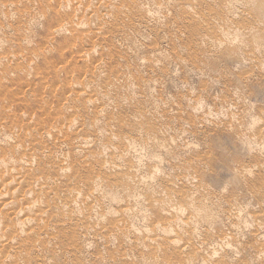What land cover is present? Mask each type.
Listing matches in <instances>:
<instances>
[{
  "label": "rangeland",
  "instance_id": "rangeland-1",
  "mask_svg": "<svg viewBox=\"0 0 264 264\" xmlns=\"http://www.w3.org/2000/svg\"><path fill=\"white\" fill-rule=\"evenodd\" d=\"M6 1H9L10 4H12V5L14 4V2H15V4L13 6L10 5V7H8L9 3H7L8 4L7 5ZM18 1H20L19 6L17 5ZM18 1L16 2V0H0V13H1L0 14V25L4 24V23L9 24V22H10L9 26L11 25V26H14V28L16 27L15 30H7L8 33H3L2 31H0V55L14 56L12 61H9V60L6 61L5 60L4 63L0 64V108L5 103H10V100L8 97H16V101L22 105L23 109H20V108L18 109L17 106H15V105H13V103H11L12 105L10 106V111L4 112L3 110H0V121H2L3 119H5V120L7 119L6 121H9L12 118L17 119L18 116L20 114H22V117H23V118H21L22 121L20 120V122H22V123L18 122L19 124L28 123L30 126L33 127V129H35V130L39 129V131L40 130L42 131L43 129H40V127L46 128V126H49L51 124L59 125V127L63 124V125H65V128H68L69 124L67 122H70V119H75L74 122L75 123L77 122L76 125L78 124L76 126L74 123L73 128H75V129H73L72 127L71 128L73 130L70 127H69V129H65V128H62L63 125L60 127L62 129H64L63 133L65 131L67 132L68 130H70L71 132L69 131L70 135H68V136H71V138L66 136L65 133H64V135H65L64 136L63 133L60 132V135H62V137L64 136L63 138H65L64 141L63 140L62 141L61 140H53L56 143L53 142L54 146H51V148H52V151L55 152V154H58V155L61 154L62 155L64 153V154H67L66 156L69 155L68 156L69 158L75 156L74 158L79 159V158H82V155H83V158L85 161L84 163L86 164V166L84 165V169H86V167H88L87 169H89V168L95 169L94 166L98 165V163H97L98 160L96 158H98L99 156H102L103 158L100 157L102 159H107V157L108 158L110 157L108 149L106 150L104 148L107 146L106 143L108 142L107 141V137H108L107 133H109V136H110V132L112 133V131L113 132L117 131L116 134H119L118 136H120V135L123 136V135H125V133H126L125 136H127L128 134L129 135L131 134L129 132V129L133 128L134 126L139 128L140 131L142 130L141 135H146V133L148 131L153 132V133H151V136H150V137H152L151 140L153 141L152 142L153 145H154V140L156 139L157 142H159V143L162 142L163 146L161 148L160 147L156 148L155 145L152 146L150 143H149L148 148H147V146L145 148L142 146H139V147L136 146L137 149L135 147L130 152V154H131L130 156L131 157L133 156L132 159H134L135 162L139 159L138 162H139V165L141 166V169L142 170L144 169L145 171H147L148 170V169L146 170V168L148 166V162H147L148 160L147 159H149L150 153L155 152V153L159 154L160 157H162L161 158L162 160L166 158V160H168L170 162H168L166 160L161 161V163H160L161 165H159V168H158L161 170H159L160 172L159 171L157 172V174H159V175H157L156 178H154V183H156V184L158 183V185H160L161 183L163 184L161 178L165 175L168 177V179H171V177H172V180L174 179L173 184L175 183L176 185L174 184L175 186H173V187L175 189H177V191L180 189H185V188L193 189V188L199 187V190H201V191L198 190V192L195 193L194 196H196V198H199V196L202 197L201 199H203L202 200L203 202L206 200V198L209 202L211 201L210 202L211 204H209V202L207 200L204 202L205 204H207V202H208V204H207L208 207H206L205 215H208L209 220L213 223L211 230L214 233V235L218 234V231L222 230V228H224L223 230H225L227 232L230 231L229 226H228L229 221L233 218L234 214H236L237 212H241V213H239L240 218L237 220H241V221H239V223H240L239 226L243 224L242 227L240 226V228L238 229L239 231L237 229H234V230L231 229V231L229 232L230 234L232 233L231 236L229 235L230 238H234L236 236L237 240L234 238L236 240V242L238 241L240 243V241H241V243H243V246H242V244H239L237 242L241 247L240 246L235 247L238 249H234L235 261L237 260L238 255L240 254L238 260H241L239 262L242 264H244V261H246V262H249L248 260L251 261V258H253V257L254 258L257 257L259 260L261 259V261H259L257 259L258 262H256V264H264V255H263L264 252L262 253V256H261V254H259V256H258V254L254 255V253L257 249H264L263 245L261 248H259L261 246V244L264 243V223L263 224L261 223V225H260V226H262V227H260L261 231H260V229H258L260 234H261V235L259 234V241L261 242V244L259 242L256 243V241L254 240V237L251 236V233L255 232V230H256L255 225H257L252 220V217L256 216L254 213L255 210H256V214L259 215V212H260L262 215V216L259 215V217H260L259 221L263 222V220H264V219L261 220V218H263V216H264V211H263L264 210V204L262 206H259L257 204V201H256L257 198L254 196L255 193L259 196L260 195L262 196L264 194V188H263L264 182L263 183L256 182V184L252 185L251 182L254 179L253 175L251 176V178L248 177V179L250 178V180L248 181L244 176L240 177V179H239L230 172L231 167L255 165V170L257 172H259L258 173L259 177L264 178V164L262 163V161L264 160V139L259 140L260 142L259 141L257 142V138H256L257 135L255 133L257 124L263 123L262 119H264V117H263L264 116V3H262L261 5H257L255 7H252V8L250 7L246 11L247 12L246 15L248 17V18L246 17L247 19H249L250 17L252 19L254 16L256 18V20L260 23V30L257 32V36L254 40L250 39V37H246L244 40L239 41L237 44L235 43L236 45L231 44V45L225 46V44H224L222 47L216 48L215 45L208 46L207 44L205 45V43L203 44V43H198L197 41H195L196 40L195 35L192 34L191 32H187L188 30H186V28H185L186 23L180 22L181 16L179 14L177 15L175 13V11H169L170 16H169V12L167 11L168 12L167 16H166L167 18L163 17V16H165L164 14H163V16L161 15L162 18H160L161 17L160 14H162L163 12H158V16H160V17H158V16L157 17L159 18V20L162 21V22H160L158 20L160 22V24L158 23L159 27L156 26L157 25L155 22L156 20H154L155 23L153 22V24H152V22L147 24V22L144 20V18L143 19L141 18L139 20V21L143 20L141 22H139L138 20L136 21V19H139L140 17H142L137 12H135V13L133 12V15L131 14L134 20H131L132 19L131 15H129L130 17L129 16H128V18L124 17V18H122L123 20L122 19L121 20H114L115 18L114 19L112 18V20H111L110 18H106L105 20H103L105 22L101 21V24H99L98 26H97V23L96 24L94 23V25H88L86 23L85 24L86 26L84 25V27L88 28L86 30H89V29L93 30V29H91V27L92 28L96 27L93 30V31H95V30H97L98 27H100L102 32L100 31L98 33V35L91 33V32L89 33L88 31L86 33L85 28H84V33L89 37L87 38V36L84 34L83 38L85 40L80 41V39H81L80 34H75L72 31H70L71 33L69 31H66L68 33L62 32V33H58L56 35L52 32L53 28L57 25L56 23L58 22L57 20L59 19V17H57L56 20L55 19L50 20V18H46V19L42 18L40 23H37V21L34 22L33 21L34 19H32L35 14L42 12V10L48 11V8L49 9L52 8L55 11L57 9H58V11H60V9H62L61 10L62 13L59 12V16L60 17L62 16V18H64L65 16H69V14H68L69 11H71L70 12V16H71L73 8H74V7H72L73 6L72 4H75V2L72 3L70 5V7H68L69 5H67L66 7L63 6L65 8L63 10V7L61 6V3L59 2V0L58 1L57 0H45V1L42 0L41 3L39 0H36V1L33 0L34 3L31 2L32 0H27L26 1L27 3L25 2V0H18ZM43 1H44V3L45 2H50V3L44 4ZM84 1H85L84 2V7H85L88 5V2H87L88 0L87 1L84 0ZM125 1L126 2H123V4L124 3L125 4L126 3L127 4L128 3L134 4L133 2L135 0H133V2L131 0H129L130 2L128 0H125ZM136 1L142 3V5L144 4L145 7L147 6L146 3H148L147 8H151L154 6V4L152 5V3H150L152 0L151 1L147 0V1H145L146 3H143L144 2L143 0H142L143 2L140 0H136ZM153 1H155V3H157L156 0H153ZM162 1L163 0H158V2H162ZM218 1L219 0H217L216 3L220 2V1L219 2ZM56 2H58L59 6L57 5ZM96 2L97 1H95L94 4H96ZM3 3H5V6H3L4 5ZM117 3H118V5H120L119 2H117ZM25 4H27V6H25ZM32 4H33V6H32ZM85 4H87V5H85ZM125 4H124V9L127 8L125 6ZM6 6H7V8H6ZM1 7H3V9H5L6 11L3 10ZM44 7H46V8H44ZM89 7H91V8H89ZM41 8H44V9H41ZM204 8H205L204 13H206V10L208 12V10L210 8H213V7L212 6L211 7L204 6ZM8 9H11V10L8 11ZM88 9H90V11H91V10H95L96 8H95V6H88ZM81 10H82V8H81ZM83 10H84V8H83ZM4 11H5V13H4ZM16 12H18V13L16 14ZM63 12H65L66 14ZM13 13H14V15H12ZM22 13H24V14L22 15ZM2 14H4L5 16H3ZM15 14H16V16H15ZM25 14L27 16H24ZM134 14H135V16H134ZM6 15L9 18H7ZM11 15L14 18H10ZM17 15L19 16L20 21H19V18ZM32 15H33V17H32ZM28 16L31 20L29 18H27ZM165 18L167 21H165ZM235 18H236V21H238L240 24H242V25L247 24V21H243L238 16H236ZM177 19H178V21H177ZM130 20H131V22H128ZM17 21H19V22H17ZM119 21L120 22L122 21L121 24ZM123 21H125L124 24H122ZM24 22L26 25L24 24ZM171 22H172V24H171ZM17 23L18 24L21 23L20 25L23 24L22 27L24 26V27H27L28 29L27 28L23 29L24 28L23 27L22 28L23 32L19 33L18 30L21 28H20V25H17ZM133 23H136L137 26ZM138 23H140L141 25ZM239 23H237V22L232 23V25L235 26ZM52 24H55V26ZM102 25L103 26L105 25V27H103ZM129 25H132V27H131L132 29H130ZM168 25H170V26H168ZM151 26H153L154 29ZM160 26H161V28H160ZM109 27H110V31L112 30V32H109ZM143 27L146 28L145 30H146V32L148 31L149 34H148V32L147 33L145 32ZM148 27H150L151 29ZM155 27H157V29H160V30H157ZM171 27H173V28H171ZM178 27H179V29H178ZM104 28L106 30H104ZM49 29L50 30L52 29V30L50 31ZM122 29L126 30V32H124ZM134 29H136V30L133 31ZM184 29L186 32L184 31ZM24 30L26 31V33L24 32ZM27 30H29V32H27ZM131 31L134 33H137V34L138 33L143 34L146 37H142V39H141L139 34L138 35L133 34ZM179 31H181V32H179ZM182 31H184V32H182ZM122 32H123V34L125 33V35L128 37L131 35L130 38L134 37V38H132L133 40H131V41H133V43L131 42V45H129L127 43L128 41L119 42L120 39H118V38H116L117 40L115 39V35H118V33L121 34ZM22 33L26 34V38L24 37L25 35ZM49 33H51V34L53 33L52 35H55L54 37L52 36L53 38H55V40L51 37V34L49 37L50 39H48ZM88 33L91 35H88ZM102 33H103V35H102ZM110 33H114V34H110ZM128 33H130V34L128 35ZM177 33H179V34H177ZM180 33H182V34H180ZM77 35L80 36V38ZM147 35H149V36L147 37ZM193 35H194V38H193ZM92 36H94V37L92 38ZM113 36H114V38H113L114 40L112 39ZM73 37L75 38V40L73 39ZM76 37L79 38L77 41H76V39H77ZM23 38H25L26 40ZM91 38H92V40H91ZM94 38H95V40H94ZM105 38H106V40H105ZM135 38L137 40L139 38V40L137 41V40H135ZM47 39L51 40V41H47ZM111 39L114 41L115 44L112 42ZM161 39L163 40L162 43H161ZM95 41L96 42L98 41V42L96 43ZM115 41L116 42L118 41V42L116 43ZM26 42L27 43L30 42V44L29 43L27 44ZM141 42H142V44H140ZM25 43H26V45H25ZM43 43L44 44L46 43L47 45L45 44L46 46H43ZM71 43H73V45H72L73 47H71ZM93 43H95L97 45V49H99V50L96 49L97 52L95 51L92 54H89L88 55L89 57H88L86 55V52L84 49H85V47L88 48V46L90 48L92 45H94ZM99 43H101L102 45L101 44L99 45ZM164 43L168 46H166ZM192 43L196 44V45H193ZM197 43L199 44V46L197 45ZM117 44H119V45H117ZM136 44H138V46H140V48L136 47ZM143 44H145V45L143 46ZM201 44H203V45H201ZM115 45H117V46H115ZM126 45L127 46L129 45V46L127 47ZM27 46L29 49L27 48ZM41 46L46 47L47 49L42 48ZM67 46H68V49H67ZM82 46L84 48H82ZM149 46H151V47H149ZM40 47H41V49H43L45 51L47 50V52L42 51L40 49ZM74 47H76V48H74ZM129 47H131V48H129ZM134 47H136L137 49L136 48L133 49ZM171 47L174 48V50ZM50 48H51V50H50ZM64 48L67 50H65ZM128 48L130 49L131 52L128 51L129 50ZM157 48L160 50H157ZM164 48H166V49L164 50ZM21 49L22 50L24 49L23 52L22 51H21L22 53H20V51L18 52V50H21ZM36 49H38V50L36 51ZM60 49H62L64 52L61 51ZM78 49L80 50L79 52H77ZM34 50L37 53L41 52L39 57L38 56L36 57L37 54ZM81 50H83L84 52ZM126 50H127V52H126ZM166 50L168 53L166 52ZM72 51H73V54H72ZM121 51L124 55L121 53ZM159 51L163 52V54H164V52L167 53L165 60H164V58L162 59L163 61H161V59H159V55L157 53ZM208 51H209V54H208ZM80 52L81 53L83 52L82 55L80 54ZM109 52H110V54H112V56L109 55ZM213 52L214 53L216 52L218 55H213L214 54ZM77 53H78V55H77ZM177 53H178V55H177ZM83 54H85L88 58L86 57L87 58L86 59L85 55H84V57L81 59ZM126 54H128V55H126ZM136 54L139 56H137ZM169 54H170V56L172 54V56L170 57L172 59L169 60L170 58H168V60H169L168 61L167 56L169 57ZM32 55L35 56L36 59L32 60V58H34ZM100 55L104 58H102ZM108 55H109V57H108ZM117 55H120V56L117 57ZM140 55L141 56L143 55V56L141 57ZM148 55H149V57H148ZM144 56H147V57H144ZM198 56L202 57V58H199ZM30 57H32V58L29 59ZM66 57L69 60L66 59ZM75 57L78 58V61L77 60L74 61ZM152 57L154 58V60ZM178 57H180V58H178ZM37 58H39V59H37ZM99 58L102 59L103 64L105 63V60H106L107 64L103 68L104 73H102L103 77L100 80V85L94 84V86H96V87H94V89H96L97 92L100 91L101 88H102L101 91H103V89L108 86L109 81L115 80L114 77L118 80H122V79L123 80L122 81L117 80L118 83L116 84L117 86L115 85V87L116 88L120 87V88H118L119 90L117 89V91H116L115 90L116 88H114V89L112 88L113 90L111 89L108 93V94H110L113 91V93H111V95L103 94L104 97L102 96V98H101L102 101L99 100L98 102H100L101 105L103 104L105 110L102 111L99 116H96L94 108L91 107V109H90L88 107V110H87L86 106H84V97H82L78 94L79 93L78 91H80L79 90L80 87L73 86V85H74V82L76 80L80 82L83 80L82 77L85 76V79H88L89 76L92 75V73H93L92 71L95 70V69L93 70V68H95L94 65H96L100 61ZM149 58L152 62L148 61ZM28 59L30 60L31 63L29 62ZM93 59H95V60L97 59L98 62H96L97 60L95 61ZM140 59H142L143 61L145 59H148V60L147 61L145 60V62L141 63L142 60H140ZM195 59L196 60L198 59V61H196ZM25 61L27 63L28 62L29 63L27 64ZM64 61H66V62H64ZM67 61H69V62L67 63ZM84 61H86V62H84ZM158 61H160V63ZM194 61L199 66L194 64L193 63ZM257 61H261L262 65L261 66L257 65L255 63ZM83 62L86 64H83ZM91 62H92V64H91ZM94 62H96V63L94 64ZM126 62L128 63L129 66L126 65L127 64ZM175 62H177V63L175 64ZM179 62H181L182 64ZM61 63L62 64L65 63V64L62 65ZM57 65L58 66L60 65V66L57 67ZM61 65H62V67H61ZM84 65H85V68H80V67H84ZM116 65L117 66L119 65L120 67H116ZM137 65H139V67ZM194 65H195V67H193ZM86 66L88 68H86ZM125 66L126 67L128 66V67L125 68ZM29 67H31V68L33 67V68L28 69ZM91 67H93V68L91 69ZM111 67L113 69H111ZM122 67H123V69H122ZM26 68L28 69V71ZM54 68H56V69L58 68L57 71ZM65 69H66V71H65ZM110 69H111V72H110ZM87 70H88V72H87ZM123 70H124V72H122ZM73 71H74V73H73ZM120 71H121V73H120ZM125 71L127 74L125 73ZM135 71H136V73H135ZM67 72H68V74H66ZM89 72L90 73L92 72V73L90 74ZM137 72H138V74H137ZM79 73L80 74L82 73V74L80 75ZM84 73H85V75H84ZM86 73H89V74H86ZM153 73H155V74H153ZM131 74H132V77H131ZM135 74H137L138 76ZM152 74L158 80L154 79ZM126 75H128V77ZM86 76L88 78H86ZM129 76L131 77V83H133V85L132 84L130 85V83H129L130 82V80H128V79H130ZM133 76H134V79H133ZM68 77H69V79H67ZM71 77L73 80H71ZM105 77H107L106 78L107 80L105 79ZM149 77L152 78L153 80L150 79ZM160 77H162V79ZM109 78H110V80H109ZM126 78H128V79H126ZM138 78H140V81H138L139 80ZM142 78L144 79V81ZM147 80H149V81H147ZM46 81H48V83ZM58 81H60V82H58ZM106 81H108V83ZM145 81H147V82H145ZM153 81H154V84H153ZM119 82L121 84H119ZM52 83H54V84L59 83L58 84L59 86L57 84L53 85ZM68 83L70 86H72L74 88H76V87L78 88V89L76 88L77 92L75 90L72 92L74 94V97H73V94L68 89V88H70V86L67 85ZM148 83H149V85H148ZM102 84H104V85L101 87ZM136 84H137V86H136ZM138 84H139V87H138ZM44 85H45V87H44ZM49 85L50 86L52 85V86L48 87ZM118 85H120V86H118ZM128 85L130 86L129 88L127 87ZM142 85H145V86L147 85V86L145 87ZM53 86H54V88L58 87L59 89L56 88L55 90H53L54 89ZM124 86L126 87V89ZM132 86H134V88H132ZM122 87H124V88H122ZM149 87H150V89H149ZM152 87H154L155 89L154 88L152 89ZM143 88H145L146 90ZM88 89L91 91V87H89ZM127 89H128V91H127ZM131 89L133 91H131ZM66 90H68V95H67ZM147 91H148V93H147ZM150 92H152V94H150ZM76 93L79 96L75 97L77 95ZM24 94H26V95H24ZM119 94H120V97L118 96ZM123 94L125 95V97H123L124 96ZM64 95H65V97L67 96L66 97V98H68L67 100L64 98ZM105 95L108 98H106ZM69 96L72 98H70ZM137 96L139 99L137 98ZM155 96H158V97H155ZM238 96L240 99L238 98ZM114 97H115V99H114ZM229 97H230V99H229ZM73 98H75V99L77 98L76 99L77 101ZM118 98H120V99H118ZM141 98H142V100H141ZM154 98L156 101L154 100ZM194 98L195 99L197 98V99L195 100ZM113 99H114V101H112ZM232 99L233 100L237 99L236 100L237 102H234ZM64 100H66V101H64ZM74 100H75V102H74ZM136 100H139V102ZM143 100H144V102L146 101L147 103L146 102L144 103ZM80 101H82V102H80ZM141 101H142V103H141ZM198 101H199V103H197ZM231 101H232V103H231ZM63 102L65 105L63 104ZM76 102H77V104H76ZM106 102H108V104ZM125 102H126V104L124 105ZM79 103H80V105H79ZM100 103L99 104L97 103V104L100 105ZM109 103H111L110 104L111 106H108ZM116 103L118 105H115ZM134 103H135V105H134ZM139 104H140V106H139ZM158 104H160L161 107ZM165 104H167V105H165ZM62 105H63V107L64 106H66V107H64V108L60 107ZM71 105H72V107H71ZM127 105H129V106H127ZM136 105H138L139 107ZM149 105H150V107H149ZM163 105H165V106H163ZM75 106H77L76 108H78L80 111H82V113L80 111H78V109L76 110ZM153 106H155V107H153ZM158 106L161 109H159ZM121 107H122V109H121ZM169 107H170V109H169ZM68 109H70V110H68ZM179 109H180V111H178ZM24 110H27V111L24 112ZM127 110H128V112H127ZM89 111H91V112L89 113ZM151 111L152 112L154 111L153 115H152ZM155 111H157V112H155ZM56 112L58 113L59 117L55 116V115H57ZM72 112L74 115H72ZM79 112L82 115L81 114L79 115ZM117 112H118V114H117ZM119 112H120V114H119ZM125 112H126V114H125ZM142 112H143V114H142ZM30 113H31V115H30ZM45 113H46V115H45ZM75 113H77V114H75ZM93 113H94V115H93ZM111 113H113L112 114L113 117H112ZM157 113H159L162 116L158 115ZM161 113H163V114L165 113V114L163 115ZM180 114L181 115L183 114V115L181 116ZM33 115L35 117H33L31 119V116H33ZM69 115L74 116V117L67 118V116L70 117ZM114 115H118V116H116V118H115ZM122 115H123V117H120ZM105 116H106V118H105ZM133 116L134 117L136 116V117L134 118ZM142 116L145 119H143ZM150 116L152 118H150ZM156 116L158 119H156ZM77 117H79L80 120H78ZM92 117H94L93 118L94 122L89 121V120H92ZM126 117H128L127 118L128 121H127V119L124 120V118H126ZM159 117H160V120H159ZM162 117H163V119H162ZM258 117L260 119H258ZM82 118L84 119L85 122L82 121L83 120ZM136 118H137V120H136ZM139 118H141V119H139ZM252 118L254 121L252 120ZM255 118H257V119H255ZM61 119L63 120V122ZM66 119H68V120H66ZM120 119L125 121V122L126 121L128 122V123L126 122V124H128L130 127L129 128L127 126L128 130H126V129L120 130L119 129L120 127H118V126L120 125V123L118 120H120ZM200 119H201V121H200ZM202 119H204V120L202 121ZM230 119H233V120H230ZM25 120H27L28 122L27 121L25 122ZM110 120H113V121H110ZM156 120H157V123L160 121L159 122L160 124L157 125ZM257 120H259V122ZM36 121L38 122V124ZM108 121H109V124H112V125H109V126H111L109 128L106 127L108 125V123H107ZM146 121H147V123H146ZM193 121H195V122H193ZM231 121H233V122H231ZM256 121L258 123H256ZM139 122H140V125H137V124H139ZM150 122L152 124H150ZM83 123L85 125H83L82 126L83 128H82L80 126ZM131 124H132V126H131ZM149 124L151 127L148 126ZM66 125H67V127H66ZM92 125H94V126H92ZM143 125H145V126L147 125L148 127L146 126L147 127L146 128ZM112 126L115 129H113ZM144 127L146 130L144 129ZM154 127H158V128H156L155 130H152V129H154ZM182 127L185 129H182ZM148 128H149V130H148ZM168 128H170V129H168ZM174 128H176V130H174ZM79 129H83V131L85 130L84 131L85 133L83 136L85 139L89 140L88 144H84V145H87L85 147H83L84 146L83 144L81 145V140H82L81 136L79 137L81 140L77 137H76L77 139L75 138L76 133H78L77 130H79ZM104 129H106L105 132H104ZM96 130H99L102 133L99 131H96ZM144 130H145V132H143ZM184 130H187L188 132L184 131ZM91 131L92 132L95 131V132L91 133ZM185 132H187V133H185ZM99 133H100V135H99ZM155 133H156V136L154 137L153 135H155ZM174 133H176V134H174ZM66 134H68V133H66ZM94 134H96V135H94ZM85 135H87L89 138L92 137L91 139L93 141ZM149 135H150V133H149ZM170 135H172L173 138ZM72 137H73V139H72ZM69 138L72 141H70ZM115 138L118 139V137H116V136H115ZM157 138H158V140H157ZM165 138L167 139V141ZM60 139H61V137H60ZM164 139H165L166 143L164 142ZM171 139H173V142ZM95 140H96V142H94ZM102 140H104V141H102ZM97 141H99V142H97ZM100 141H102V143H100ZM77 142H78V144H75ZM188 143L190 144V147H188L189 146ZM192 143L196 147L193 146ZM7 144L8 143L0 142V146L2 147L1 149L5 148L7 146ZM99 144H100V146H99ZM77 145H80V146L78 147ZM168 145H170L171 148H168V147H170ZM184 146H186L188 148H184ZM97 147H98V149L99 148H102V149L104 148V149L98 150ZM163 147H165V148L163 149ZM89 148L93 149V151L90 152V150H88ZM106 148H108V147H106ZM159 148L161 150H159ZM81 149H82V151H81ZM83 149H84V151H83ZM156 149H158V150H156ZM168 149L172 150V152L171 151L169 152ZM78 150L80 152L77 153ZM139 150H140V152H139ZM57 151H58V153H57ZM65 151H66V153H65ZM105 151H107L108 153L103 154V152H105ZM166 151H168V153ZM81 152H84L85 155H84V153H81ZM91 153H94V156L96 158ZM136 153H139V154H136ZM169 153H172L173 155H171ZM86 155H89V156H86ZM104 155H106V156H104ZM147 155H148V157H147ZM174 155H175V157H174ZM171 156L175 159H172ZM199 156H201L202 158ZM85 158H88V159H85ZM94 159H96V161ZM203 159H204V161H203ZM209 159L211 160V163H212V165L209 164L211 167L207 164V163H209L208 162ZM140 161L142 162V164L144 163V165H142ZM197 161H199V162H197ZM90 162H92V163L94 162V163L93 164L91 163V165H90ZM180 163H182V164H180ZM186 164L188 166H186ZM206 165H207V167H206ZM177 166H181V167L185 166L187 168L184 167L181 169V167H177ZM95 167H97V166H95ZM201 167H202V169H201ZM188 168L191 170V172L188 170ZM194 169H195V171H194ZM197 169H198V171H197ZM180 170L183 171L184 174ZM185 170L186 171L188 170V171L186 172ZM162 173H163V176H162ZM186 173L187 174L190 173V174L187 175ZM174 174H176L179 178L176 177ZM165 176L163 179H167V177H165ZM193 176H195V178L191 179ZM196 176H197V178H196ZM186 178H189L191 180L186 179ZM185 179H186L187 183H186ZM195 179L198 181H196ZM199 179H202L201 180L202 182ZM175 180H176V182H174ZM181 180H182V183L179 182ZM188 180H189V182H188ZM244 181H246V182H244ZM195 182H196L197 186H195ZM197 182H198V184H197ZM246 183L248 186H246ZM199 184H201V185H199ZM206 184H208L209 186ZM187 185H189V186H187ZM190 185H192V186H190ZM255 186L258 190L255 189ZM259 187H261V188H259ZM204 188L206 190V193L204 192L205 190H203ZM208 189H209V191H208ZM207 191H208V193H207ZM61 193L62 192H60L59 195L60 196L62 195L61 197L65 198L64 193H62V194ZM198 194H199V196H198ZM200 194L201 195L204 194V195L201 196ZM205 195H206V197H205ZM109 198H110V200L112 199L111 196H109L108 199ZM215 198H216V200H215ZM234 198L237 199L238 202L241 203V205H240L242 207V209L240 207L241 210L239 209L238 211H236V209L234 207L229 206L230 201L233 200ZM92 199L93 198L90 197V200L88 199L89 200L88 202H91ZM103 199L105 200L106 198L103 197ZM108 199L105 200L106 203H105V201L103 202L104 205L107 204L108 206L109 205L114 206L116 204V201L114 199L111 200V202L114 201V204L111 203L110 200H108ZM137 199L138 198L136 197V199L134 201L138 205ZM78 200L80 202H78ZM78 200H77V204H79L78 206L83 207L82 206L83 202H82L81 198H79ZM109 203H111V204H109ZM145 203L148 204L147 200H145ZM226 203L227 204L229 203V205H227ZM137 205L135 208L136 211H134V209H133V213L136 212V214H134V216H133L134 217V220H133L134 225L133 226H134V228L136 227L135 230L138 231V235H141V233L142 234L144 233L143 231H145V230L147 231V228L150 227L149 230H150V232H152L151 234H153V231H151L152 227L150 226V225H152L151 221L161 219L160 216H161L162 212L160 211L159 208L153 207L154 208V210H153V208L148 206V205H146L147 208L145 211V209H144L145 207L142 208V207H140V205H138V206ZM252 205L254 206V208ZM84 206H85L84 211H86L85 203H84ZM139 207H140V209H139ZM150 208L152 209V211L149 210ZM232 209H234V210H232ZM100 210H102L101 207L96 208L97 213L93 214L94 217L93 216L91 217V219L89 221L90 224L86 223V224H88L87 226H85L86 224H84V228H82L79 224L78 228H80V229H78V228L77 229L80 230L78 233H81V235H79L77 237H66V239H62L63 237H60L59 239L54 240V242L56 241L55 243L53 241L48 240L47 238H49V237H42L43 243H41V244H43L44 248L42 247V245L40 244L39 241L37 243L38 238L33 237V239L35 240L34 243L28 241L27 244H24L25 251H23V252H26V253L30 252L27 254L26 253L23 254L24 258L28 259V261H30V262L27 261L28 264H30V263L31 264H48V262H50V264H54V263L55 264H69V263L70 264H84V263L85 264H137L138 260H140L144 257H145V259L148 258L147 260H149V257H151V255H150L151 251H149V249L147 251H145L146 249H144L146 254L144 253L142 256L134 254L132 252H129V250H127V248H128L127 245L124 244V241H123V240H125V239H123L124 237H122V238L121 237H113L109 241L108 235H106V233L102 232V230H101L102 229L101 227H103L101 223H103V222L102 221H101V223L98 222L99 217H97L98 216L97 214ZM228 210H229V213L232 211L230 213L232 216H230V214H228ZM247 210H248V213H250L249 216L252 213H254V215L252 214L253 216L251 215L252 217L251 216L249 217L247 215L248 214ZM260 210H262V212ZM137 211H139V212H137ZM234 211H236V213ZM233 212H234V214H233ZM140 214L144 215V216H141ZM229 216L232 218H230ZM225 217H226V219H225ZM227 218L230 219L228 222H227V220H228ZM243 219H244V221H243ZM245 219H246V221H245ZM245 222L248 224L246 225ZM90 225H92L93 228ZM145 225H147L148 227L147 226L145 227ZM86 227H87V229H85ZM144 227H145V230H144ZM90 228H92V229L90 230ZM97 228L100 230L99 232L97 231ZM248 228L252 232H249L250 230H248ZM63 229L64 230H67V229L70 230V227L68 228V226L67 227L64 226ZM87 230L89 233L87 232ZM235 230H237V232H238L237 234L235 233L236 232ZM82 231H84V232H82ZM8 233H7V236H11L12 231H9ZM13 233H15V232H13ZM13 233H12V235H13ZM82 233H84L83 235L85 237L82 236ZM233 233L236 234V235L234 234L235 235L234 237H232ZM248 233H250V234H248ZM129 237L132 238V237H134V235H130ZM7 238H9V237H7ZM71 239H75L76 241H78V243L80 245H82V246L78 245V247H79L78 250L80 252L77 249H72V252L75 255L72 252H69V250L71 249V245H70ZM244 239H246V241ZM23 240H25V239H23ZM23 240H21V242H23ZM195 240H197L196 243L199 244L201 247V244L198 242L199 239L196 238ZM261 240H263V241H261ZM15 241L16 242H14L15 244H13V246L16 245L15 247L17 248L18 243H19V239H16ZM47 241H49V242H47ZM106 241L108 244L106 243ZM52 242H53V244H52ZM119 242H121V243H119ZM49 243H50V245H49ZM217 243L218 244L220 243L219 245L217 244L218 247L216 246V248H218L219 254H222V252L224 253L226 251V249H225L226 247H225V245L222 246L223 241H218ZM44 244H45V246H44ZM46 244H48L49 247H47ZM257 244H259V245H257ZM69 245H70V247H69ZM32 246H34V247H32ZM244 246L247 247L248 251L246 249L244 252L239 251ZM38 247H41V248L38 249ZM16 248L14 250H16ZM80 248H81V250H80ZM166 249L167 250L163 249L162 251H160V253L158 252L157 254H155L156 255L155 258L158 259L161 256V254H163L162 255L163 257L161 256V258L168 259L167 257H170L169 260H171V259L174 260L175 259L173 257L174 252H171V250H173V249L172 248H166ZM32 250H33V252H32ZM168 250L171 252L170 256L168 254L169 253ZM55 251L58 252L59 254L56 253V255L54 256ZM65 251L66 252L68 251L69 254L72 253V256L68 257L69 254L65 253ZM76 251H77V254H76ZM37 252H39V253H37ZM147 252H149V253H147ZM204 252L207 253V250L206 251L204 250ZM52 253H53V255H52ZM62 253L63 254L65 253L64 255L66 257L63 256ZM80 253H81V255H80ZM61 254L63 257L61 256ZM111 254H113V255H111ZM159 254H160V256H157ZM144 255H146V256H144ZM236 255H237V257H236ZM25 256H27V257H25ZM43 256L48 257V260L51 258V261L50 260L48 261L46 257H45L46 259L44 260V258H42ZM106 256H108V257H106ZM248 256H250V257H248ZM103 257H105V258H103ZM109 257H111V258L113 257L111 261L109 260V259H111ZM60 258H61V260H58ZM94 258H96V260H94ZM161 258L159 260H161ZM64 259H66V260H64ZM105 259H107V260H105ZM43 260H44V262H43ZM46 260H47V263L45 262ZM12 261L13 260L7 261L8 263H5V264H14L15 262H12ZM64 262H66V263H64ZM140 263L142 264V262L139 261L138 264H140ZM193 263L194 264H200L201 261H196ZM0 264H1V262H0ZM2 264H4V262H2ZM252 264H255V263L253 262Z\"/></svg>",
  "mask_w": 264,
  "mask_h": 264
},
{
  "label": "bare ground",
  "instance_id": "bare-ground-1",
  "mask_svg": "<svg viewBox=\"0 0 264 264\" xmlns=\"http://www.w3.org/2000/svg\"><path fill=\"white\" fill-rule=\"evenodd\" d=\"M18 0H16L17 2ZM27 0H25L26 2ZM36 1V0H34ZM40 3L42 0H39ZM45 1V0H44ZM43 1V3H44ZM58 1V0H57ZM87 1V0H86ZM96 2V4H94V2ZM129 1V0H128ZM133 2V0H131ZM142 1V0H140ZM144 1V2H143ZM142 2L143 3H146L145 1L147 0H143ZM151 1V0H150ZM153 1V0H152ZM150 2L152 3V5L154 4L153 7L151 8H147L148 6V3L147 6L145 7V5L143 6L142 3L138 2V1H134L133 3L134 4H130V3H124L126 9H124V4L123 2H126L125 0H88V5L84 7V0H59V2L61 3V6L63 7H66L67 5H69L68 7H70V5L72 3L75 2V4H72L74 7L73 8V11H72V15L70 16V12L69 11V16H65L64 18H62V16L60 17L59 16V12H61L62 9H60V11H58V9L55 11L54 9H49L48 8V11L47 10H42V12H39L37 14L32 15V19H34L33 21L37 23H40L42 18H50V20L52 19H57V17H59V19L57 20L58 22L56 23L57 25L55 26V24H52L54 25L53 27V30L52 32L56 35L58 33H62V32H66V31H72L73 33L75 34H80L81 36V40H85L83 38L84 36V28H85V32L87 33V31L90 33H94L96 35H98V33L101 31V28L98 27L97 30L93 31L95 28H92L93 30H86L88 28L84 27V25L87 23L88 25H94V23L96 24L97 23V26L99 24H101V21L105 20L106 18H110L112 20V18L114 20H121L122 18L124 17H127L129 15H133V12H137L139 13L142 17H140L139 19H136V21L140 20L141 18L148 23H151L153 24L154 20H156V26H158L160 24V22H162L161 20H159L158 17H160L161 15L163 16V14L165 16L163 17H166L167 16V13L169 11H175V13L178 15L181 16V23H186L185 25V28L186 30H188L187 32H191L192 34L195 35V38L198 43H205V45L207 44L208 46H212V45H215L216 48H220L222 47L224 44L225 46L226 45H231V44H234L236 45L239 41L241 40H244L246 37H250V39L254 40L257 36V32L260 30V23L256 20V18L253 16V18L251 19V17L249 19H247V15H246V11L247 9H249L250 7H255L257 5H261L262 3H264V0H219L218 2L219 3H216L217 0H163L162 2H158L155 3V1L153 2ZM13 2V1H12ZM24 2V3H25ZM33 2V0L31 1ZM86 2V3H87ZM120 5H118V3ZM130 2V1H129ZM9 3V6H13L15 4L12 5L10 4L9 1H6V4ZM19 3L20 1H18V6H19ZM27 3V2H26ZM34 3V2H33ZM42 3V4H43ZM45 3H50V2H45ZM44 3V4H45ZM57 5L59 6L58 2H56ZM5 6V3H3ZM29 4V3H28ZM37 4V3H36ZM8 5V4H7ZM30 5V4H29ZM17 6V7H18ZM25 6H27V4H25ZM33 6V4H32ZM88 6H95V10H91L88 9ZM204 6L206 7H213V8H210L207 12L206 10V13H204ZM30 7V6H29ZM56 7V6H55ZM63 7V10L65 9ZM203 7V8H202ZM3 9V7H1ZM7 8V6H6ZM13 8V7H12ZM46 8V7H44ZM44 8H41V9H44ZM82 8V10H81ZM84 8V10H83ZM91 8V7H89ZM240 8V9H239ZM15 9V8H14ZM70 9V8H69ZM93 9V8H92ZM5 10V9H3ZM11 10V9H8V11ZM90 12H89V11ZM6 11V10H5ZM4 11V13H5ZM58 11V12H57ZM168 11V12H167ZM20 12V11H19ZM24 12V11H23ZM30 12V11H29ZM33 12V11H32ZM158 12H163L162 14H160V16H158ZM240 12V13H239ZM7 13V12H6ZM18 12H16L17 14ZM62 13V12H61ZM65 13V12H63ZM136 13V14H137ZM1 14V13H0ZM15 14V16H16ZM24 13H22L23 15ZM28 14V13H27ZM32 14V13H31ZM66 14V13H65ZM3 16H5L4 14H2ZM9 15V14H8ZM14 15V13L12 14ZM11 17L10 18H14V17ZM21 15V14H20ZM29 15V14H28ZM131 15V20H134L133 17ZM7 16V15H6ZM18 16V15H17ZM24 16H27L26 14ZM135 16V14H134ZM156 18H155V17ZM158 16V17H157ZM162 16L160 18H162ZM169 16H170V12H169ZM168 16V17H169ZM176 16V15H175ZM236 16H238L239 18H241L243 21H247V24L246 25H242L240 24L238 21H236ZM251 16V15H250ZM21 17V16H20ZM23 17V16H22ZM67 17V18H66ZM130 17V16H129ZM139 17V16H138ZM137 17V18H138ZM247 17V18H246ZM7 18H9L7 16ZM16 18V17H15ZM19 18V16H18ZM29 18V16L27 17ZM158 18V19H157ZM167 18V17H166ZM165 18V21H167ZM176 18V17H175ZM23 19V18H22ZM30 19V18H29ZM126 19V18H125ZM124 19V20H125ZM251 19V20H250ZM31 20V19H30ZM123 20V19H122ZM128 20V19H127ZM126 20V21H127ZM128 21V22H131ZM160 22H159V21ZM163 20V19H162ZM169 20V19H168ZM19 21H20V18H19ZM17 21V22H19ZM26 21V20H25ZM143 21V20H141ZM139 21V22H141ZM178 21V19H177ZM32 22V21H31ZM105 22V21H103ZM107 22V21H106ZM111 22V21H110ZM114 22V21H113ZM120 22V21H119ZM122 22V21H121ZM120 22V24H121ZM133 22V21H132ZM135 22V21H134ZM154 22V23H155ZM164 22V21H163ZM239 23L235 26L232 25V23ZM22 23V22H21ZM21 23H17V25H20ZM115 23V22H114ZM118 23V22H117ZM116 23V24H117ZM125 21H123L122 24H124ZM159 23V24H158ZM10 24V22H9ZM9 24H1L0 25V31H2L3 33H8L7 30H15L14 26H9ZM25 24V22H24ZM103 24V23H102ZM106 24V23H105ZM112 24V23H111ZM136 25V23H133ZM140 24V23H138ZM144 24V23H143ZM142 24V25H143ZM146 24V25H147ZM172 24V22H171ZM23 25V24H22ZM22 25H20V28L18 31L19 33L23 32L22 30L27 28V27H22ZM26 25V24H25ZM141 25V24H140ZM139 25V26H140ZM175 25V24H174ZM86 26V25H85ZM103 26V25H102ZM101 26V27H102ZM108 26V25H107ZM114 26V25H113ZM137 26V25H136ZM135 26V27H136ZM154 26V25H153ZM153 26H151L153 28ZM164 26V25H163ZM170 26V25H168ZM105 27V25L103 26ZM118 27V26H117ZM121 27V26H120ZM124 27V26H123ZM130 29H132V25H129ZM159 27V26H158ZM19 28V27H18ZM23 28V29H22ZM90 28V27H89ZM108 28V27H107ZM119 28V27H118ZM128 28V27H127ZM134 28V27H133ZM141 28V27H140ZM144 28V27H143ZM150 28V27H148ZM147 28V29H148ZM157 29V27H155ZM161 28V26H160ZM173 28V27H171ZM202 28V29H201ZM28 29V28H27ZM30 29V28H29ZM103 29V28H102ZM120 29V28H119ZM129 29V28H128ZM137 29V28H136ZM136 29H134L133 31H135ZM146 28H144L145 30ZM151 29V28H150ZM154 29V28H153ZM163 29V28H162ZM175 29V28H174ZM179 29V27H178ZM50 30V29H49ZM50 30V31H51ZM104 30H106L104 28ZM108 30V29H107ZM121 30V29H120ZM119 30V31H120ZM124 32H126V30L122 29ZM140 30V29H139ZM138 30V31H139ZM157 30H160V29H157ZM156 30V31H157ZM182 30V29H181ZM118 31V30H117ZM153 31V30H152ZM185 31V29H184ZM182 31V32H184ZM24 32L26 33V31L24 30ZM27 32H29V30H27ZM102 32V31H101ZM109 32H112V30L110 31V27H109ZM108 32V33H109ZM114 32V31H113ZM130 32V31H129ZM132 32V31H131ZM146 32V30H145ZM148 32V31H147ZM146 32V33H147ZM161 32V31H160ZM181 32V31H179ZM186 32V31H185ZM25 33H22L24 34L25 38H26V34ZM52 33V34H53ZM68 33V32H66ZM65 33V34H66ZM71 33V32H70ZM88 35H91L89 34ZM107 33V32H106ZM117 33V32H116ZM133 34H137V33H134L132 32ZM50 34L49 33V36H48V39H50ZM51 34V37L55 36V35H52ZM110 34H114V33H110ZM127 34V33H126ZM130 33H128L129 35ZM139 34V33H138ZM137 34V35H138ZM145 34V33H144ZM149 34V32H148ZM179 34V33H177ZM182 34V33H180ZM86 35V34H85ZM103 35V33H102ZM101 35V36H102ZM194 35H193V38H194ZM22 36V35H21ZM60 36V35H59ZM75 36V35H74ZM78 36V35H77ZM80 36H78L80 38ZM87 36V35H86ZM106 36V35H105ZM112 36V35H111ZM131 36V35H130ZM130 36H126L125 33L123 34V32L120 34L118 33V35H115V39L118 38L120 39L119 42L123 41V42H126L128 41L127 43L129 45H131V42L133 43V40L132 38H130ZM133 36V35H132ZM136 36V35H135ZM139 36L141 37H146L145 35L143 34H139ZM149 35H147L148 37ZM23 37V36H22ZM52 37V38H53ZM78 37H76V41L79 39ZM89 36H87L88 38ZM94 36H92L93 38ZM103 37V36H102ZM23 38V39H25ZM83 38V39H82ZM91 38V40H92ZM98 38V37H97ZM114 38V36L112 37V39ZM47 41H51V40H48ZM55 40V38H53ZM73 39L75 40V38L73 37ZM111 39V40H112ZM26 40V39H25ZM90 40V39H89ZM95 40V38H94ZM106 40V38H105ZM114 40V39H113ZM112 40V42L114 43V41ZM117 40V39H116ZM135 40H137L135 38ZM139 40V38H138ZM137 40V41H138ZM53 41V40H52ZM136 41V42H137ZM145 41V40H144ZM162 39H161V43H162ZM75 42V41H74ZM73 42V43H74ZM93 42V41H92ZM96 42V41H95ZM98 42V41H97ZM96 42V43H97ZM107 42V41H106ZM116 42V41H115ZM118 42V41H117ZM116 42V43H117ZM135 42V43H136ZM27 43V42H26ZM25 43V45H26ZM30 44V42H28ZM27 43V44H28ZM47 43V42H46ZM45 43V44H46ZM73 43H71V47H73ZM82 43V42H81ZM160 43V44H161ZM166 43V42H165ZM164 43V44H165ZM197 43V45L199 46V44ZM236 43V44H235ZM44 43H43V46H46ZM94 45H92L90 48L88 46L85 47V52H86V55L88 56L89 54H92L93 52L96 51L97 49V45L95 43H93ZM101 43H99L100 45ZM110 44V43H109ZM115 44V43H114ZM139 44V43H138ZM138 44H136V47H139ZM142 44V42L140 43ZM139 44V45H140ZM193 44V43H192ZM201 44V45H203ZM49 45V44H48ZM84 45V44H83ZM102 45V44H101ZM119 45V44H117ZM115 45V46H117ZM125 45V44H124ZM128 45V46H129ZM145 44H143L144 46ZM158 45V44H157ZM166 45V44H165ZM193 45H196V44H193ZM41 46L42 48H46V47H43ZM50 46V45H49ZM69 46V45H68ZM68 46H67V49H68ZM122 46V45H121ZM127 46V45H126ZM127 46V47H128ZM147 46V45H146ZM152 46V45H151ZM149 46V47H151ZM154 46V45H153ZM162 46V45H161ZM168 46V45H166ZM40 47V49H41ZM105 47V46H104ZM103 47V48H104ZM110 47V46H109ZM120 47V46H119ZM132 47V46H131ZM129 47V48H131ZM136 47H134L133 49H135ZM142 47V46H141ZM148 47V46H147ZM158 47V46H157ZM160 47V46H159ZM228 47V46H227ZM28 48V46H27ZM66 48V47H65ZM64 48V49H65ZM76 48V47H74ZM82 48H84L82 46ZM87 48V49H86ZM111 48V47H110ZM126 48V47H125ZM128 48V49H129ZM155 48V47H154ZM172 48V47H171ZM29 49V48H28ZM47 49V48H46ZM63 49V48H62ZM62 49H60L61 51H63ZM65 49V50H67ZM114 49V48H113ZM127 49V50H128ZM137 49V48H136ZM151 49V48H150ZM166 48H164L165 50ZM174 50V48H172ZM24 50V49H23ZM23 50H18V52L20 51V53L23 52ZM38 49H36L37 51ZM42 51H45L43 49H41ZM51 50V48H50ZM73 50V49H72ZM99 50V49H97ZM105 50V49H104ZM115 50V49H114ZM126 50V52H127ZM132 50V49H131ZM157 50H160L157 48ZM168 50V49H167ZM166 50V52H167ZM22 51V52H21ZM35 51V50H34ZM35 51V52H36ZM40 51V50H39ZM80 50L78 49L77 52H79ZM83 51V50H81ZM109 51V50H108ZM130 51V49L128 50ZM142 51V50H141ZM47 52V50L45 51ZM64 52V51H63ZM84 52V51H83ZM82 52V53H83ZM97 52V51H96ZM100 52V51H99ZM111 52V51H110ZM109 52V55L112 56V54H110ZM131 52V51H130ZM154 52V51H153ZM152 52V53H153ZM156 52V51H155ZM164 52V54L166 53ZM212 52V51H211ZM27 53V52H26ZM41 52L37 53L36 52V57L40 55ZM82 53L80 52V54L82 55ZM122 53V51H121ZM134 53V52H133ZM158 55H159V59H161V61H163L162 59L164 58V60L166 59V55L167 53L164 55L163 52L159 51L157 52ZM214 53V52H213ZM216 53V52H215ZM213 54V55H218L217 53L216 54ZM44 54V53H43ZM72 54H73V51H72ZM75 54V53H74ZM100 54V53H99ZM123 54V53H122ZM154 54V53H153ZM152 54V55H153ZM208 54H209V51H208ZM212 54V53H211ZM34 55V54H33ZM32 55V56H33ZM78 55V53H77ZM85 54H83V56L81 57V59L84 57ZM85 55V58L87 57ZM97 55V54H96ZM108 55V57H109ZM124 55V54H123ZM128 55V54H126ZM137 55V54H136ZM178 55V53H177ZM212 55V56H213ZM30 56V55H29ZM63 56V55H62ZM101 56V55H100ZM120 56V55H117V57ZM139 56V55H137ZM141 56V55H140ZM143 56V55H142ZM141 56V57H142ZM172 56V54H171ZM170 54H169V57L167 56V60L168 58L171 57ZM34 58L30 57L29 59L32 58L33 59H36L35 56H33ZM42 57V56H41ZM89 57V56H88ZM87 57V58H88ZM102 57V56H101ZM132 57V56H131ZM130 57V58H131ZM144 57H147V56H144ZM149 57V55H148ZM155 57V56H154ZM177 57V56H176ZM199 57V56H198ZM205 57V56H204ZM209 57V56H208ZM215 57V56H214ZM14 58V56H3V55H0V64L4 63L5 60L6 61H12ZM86 58V59H87ZM104 58V57H102ZM111 58V57H110ZM122 58V57H121ZM133 58V57H132ZM153 58V57H152ZM174 58V57H173ZM180 58V57H178ZM199 58H202V57H199ZM28 59V60H29ZM39 59V58H37ZM66 59H68L66 57ZM100 59V58H99ZM123 59V58H122ZM143 59V58H142ZM140 59V60H142ZM158 59V58H157ZM172 58H170L169 60H171ZM175 59V58H174ZM194 59V58H193ZM31 60V61H32ZM69 60V59H68ZM71 60V59H70ZM78 61V58L75 57V60L74 61ZM89 60V59H88ZM95 60V59H93ZM97 60V59H96ZM95 60V61H96ZM119 60V59H118ZM138 60V59H137ZM146 61L148 59H145ZM145 60L143 62H145ZM154 60V58H153ZM168 60V61H169ZM178 60V59H177ZM196 60V59H195ZM108 61V60H107ZM110 61V60H109ZM113 61V60H112ZM120 61V60H119ZM150 62H152L149 58ZM198 61V59L196 60ZM26 62V61H25ZM30 62V60H29ZM28 62V63H29ZM66 62V61H64ZM69 61H67L68 63ZM86 62V61H84ZM83 64H86L84 63ZM93 62V61H92ZM91 62V64H92ZM98 62V60L96 61ZM94 62V64L96 63ZM128 62V61H127ZM126 62V63H127ZM160 63V61H158ZM165 62V61H164ZM172 62V61H171ZM170 62V63H171ZM184 62V61H183ZM27 63V62H26ZM27 63V64H28ZM31 63V62H30ZM77 63V62H76ZM120 63V62H119ZM157 63V62H156ZM169 63V62H168ZM173 63V62H172ZM177 62H175L176 64ZM181 63V62H179ZM194 64H196V62L194 61L193 62ZM201 63V62H200ZM257 65L261 66L262 65V62L261 61H257L255 62ZM60 64V63H59ZM62 64V63H61ZM65 64V63H64ZM62 64V65H64ZM82 64V65H83ZM106 60H105V63L103 64V61L102 59H100V61L94 65L95 68L91 67V69L93 68L94 71H92V75L89 76V78L86 76V78L88 79H85V76L82 77L83 80L82 81H75L74 82V85L73 86H78L80 87L78 91L79 95L84 97V106H86L87 110H88V107L91 109L94 108L95 109V113H96V116H99L100 113L102 111H104V106L103 104L101 105L100 102H98L99 100H101L103 94H108L109 91L113 88H116L115 85L118 83L117 80L115 77L113 81H109L110 78H109V83L108 81H106L108 83V86L105 87L102 90L101 88V92L100 91H96V89H94V84L97 85L99 84L100 85V80L101 78L103 77V68L104 66L106 65ZM122 64V63H121ZM155 64V63H154ZM182 64V63H181ZM61 65V67H62ZM81 65V66H82ZM88 65V64H87ZM120 65V64H119ZM117 66L116 67H120V66ZM128 65V63L126 64ZM197 65V64H196ZM30 66V65H29ZM60 66V65H59ZM57 65V67H59ZM114 66V65H113ZM129 66V65H128ZM127 66V67H128ZM139 67V65H137ZM156 66V65H155ZM199 66V65H197ZM26 67V66H25ZM28 67V66H27ZM55 67V66H54ZM74 67V66H73ZM125 66V68H127ZM134 67V66H133ZM195 67V65L193 66ZM31 67H29L28 69H30ZM33 68V67H32ZM31 68V69H32ZM80 68H85V65L84 67H80ZM86 68H88L86 66ZM141 68V67H140ZM27 69V68H26ZM27 69V71H28ZM56 69V68H54ZM58 69V68H57ZM56 69V71H57ZM111 69H113L111 67ZM111 69H110V72H111ZM118 69V68H117ZM123 69V67H122ZM131 69V68H130ZM139 69V68H138ZM154 69V68H153ZM83 70V69H82ZM89 70V69H88ZM87 70V72H88ZM121 70V69H120ZM141 70V69H140ZM31 71V70H30ZM66 71V69H65ZM70 71V70H69ZM85 71V70H84ZM83 71V72H84ZM137 71V70H136ZM135 71V73H136ZM71 72V71H70ZM86 72V71H85ZM124 72V70L122 71ZM128 72V71H127ZM154 72V71H153ZM57 73V72H56ZM74 73V71H73ZM72 73V74H73ZM90 73V72H89ZM89 73H86V74H89ZM90 73V74H91ZM107 73V72H106ZM119 73V72H118ZM121 73V71H120ZM126 73V71H125ZM58 74V73H57ZM68 74V72L66 73ZM70 74V73H69ZM71 74V75H72ZM80 74V73H79ZM82 74V73H81ZM80 74V75H81ZM127 74V73H126ZM138 74V72H137ZM135 74V75H137ZM155 74V73H153ZM152 74V75H153ZM70 75V76H71ZM85 75V73H84ZM111 75V74H110ZM119 75V74H118ZM117 75V76H118ZM123 75V74H122ZM130 75V74H129ZM58 76V75H57ZM75 76V75H74ZM73 76V77H74ZM124 76V75H123ZM128 77V75H126ZM138 76V75H137ZM136 76V77H137ZM76 77V76H75ZM80 77V78H81ZM125 77V76H124ZM130 77V76H129ZM131 77H132V74H131ZM131 77L130 79V85L133 83H131ZM152 77V76H151ZM81 78V79H82ZM107 77H105L106 79ZM150 78V77H149ZM153 78L156 79V77H154L153 75ZM162 79V77H160ZM69 79V77L67 78ZM76 79V78H75ZM80 79V80H81ZM85 79V80H84ZM104 79V78H103ZM104 79V80H105ZM133 79H134V76H133ZM140 81V78H138ZM143 79V78H142ZM141 79V80H142ZM148 79V78H147ZM152 79V78H150ZM149 79V80H150ZM71 80L72 77H71ZM107 80V79H106ZM123 80V79H122ZM122 80H118V81H122ZM147 80V81H149ZM153 80V79H152ZM158 80V79H156ZM68 81V80H67ZM125 81V80H124ZM127 81V80H126ZM144 81V79H143ZM145 81V82H147ZM155 81V80H154ZM154 81H153V84H154ZM162 81V80H161ZM48 83V81H46ZM45 82V83H46ZM60 82V81H58ZM105 82V83H106ZM127 82V83H128ZM135 82V81H134ZM152 82V81H151ZM158 82V81H157ZM160 82V81H159ZM71 83V82H70ZM102 83V82H101ZM104 83V84H105ZM141 83V82H140ZM139 83V84H140ZM150 83V82H149ZM148 83V85H149ZM161 83V82H160ZM53 85L57 84V83H52ZM59 84V83H58ZM57 84V85H58ZM102 84L101 87L104 85ZM119 84H121L119 82ZM139 84H138V87H139ZM142 84V83H141ZM146 84V83H145ZM159 84V83H158ZM48 85V84H47ZM56 85V86H57ZM69 85V83L67 84ZM98 85V86H99ZM52 86V85H51ZM50 85L48 87H51ZM55 86V87H56ZM59 86V85H58ZM70 86V85H69ZM117 86V85H116ZM120 86V85H118ZM137 86V84H136ZM142 86H145V85H142ZM147 86V85H146ZM145 86V87H146ZM45 87V85H44ZM89 87H91V91L88 89ZM125 87V86H124ZM122 87V88H124ZM128 88L130 87L129 85L127 86ZM151 87V86H150ZM149 87V89H150ZM54 88V86H53ZM58 88V87H56ZM56 88H54L53 90H55ZM77 88V87H76ZM76 88L70 86L69 91L72 93L74 90L76 91ZM100 88V87H99ZM120 88V87H118ZM116 88L115 90L117 91ZM132 88H134V86H132ZM148 88V87H147ZM154 87H152L153 89ZM59 89V88H58ZM78 89V88H77ZM88 89V90H87ZM93 89V90H92ZM98 89V88H97ZM112 89V90H113ZM126 89V87H125ZM141 89V88H140ZM145 89V88H143ZM155 89V88H154ZM119 90V89H118ZM142 90V89H141ZM146 90V89H145ZM128 91V89H127ZM131 91H133L131 89ZM130 91V92H131ZM138 91V90H137ZM55 92V91H54ZM67 92V95H68V90H66ZM65 92V93H66ZM77 92V91H76ZM104 92V93H103ZM124 92V91H123ZM155 92V91H154ZM113 93V91L111 92ZM108 94V95H111ZM134 93V92H133ZM137 93V92H136ZM145 93V92H144ZM148 93V91H147ZM156 93V92H155ZM73 94V93H72ZM77 94V93H76ZM75 94V95H76ZM76 95L75 97L79 96V95ZM139 94V93H138ZM146 94V93H145ZM150 94H152V92H150ZM196 94V93H195ZM23 95V94H22ZM26 95V94H24ZM124 95V94H123ZM130 95V94H129ZM128 95V96H129ZM136 95V94H135ZM155 95V94H154ZM106 96V95H105ZM120 97V94L118 95ZM133 96V95H132ZM139 96V95H138ZM137 96V98H138ZM141 96V95H140ZM146 96V95H145ZM144 96V97H145ZM153 96V95H152ZM161 96V95H160ZM235 96V95H234ZM67 97V96H66ZM65 95H64V98L67 100L68 98H66ZM70 97V96H69ZM73 97H74V94H73ZM104 97V96H103ZM125 97V95L123 96ZM131 97V96H130ZM143 97V96H142ZM155 97H158V96H155ZM195 97V96H194ZM241 97V96H240ZM9 100H10V103H5L4 105L1 106L0 110H3L4 112L6 111H10V106L12 105L11 103H13V105L17 106L18 109H23L22 105L19 104L17 101H16V97H8ZM72 98V97H70ZM106 98H108L106 96ZM122 98V97H121ZM146 98V97H145ZM151 98V97H150ZM160 98V97H159ZM199 98V97H198ZM234 98V97H233ZM239 98V96H238ZM237 98V99H238ZM75 99V98H73ZM72 99V100H73ZM77 99V98H76ZM75 99V100H76ZM115 99V97H114ZM114 99L112 101H114ZM120 99V98H118ZM139 99V98H138ZM148 99V98H147ZM153 99V98H152ZM157 99V98H156ZM195 99V98H194ZM197 99V98H196ZM195 99V100H196ZM200 99V98H199ZM230 99V97H229ZM236 99V100H237ZM240 99V98H239ZM64 100V101H66ZM71 100V101H72ZM74 100V102H75ZM108 100V99H107ZM117 100V99H116ZM134 100V99H133ZM142 100V98H141ZM155 100V98H154ZM161 100V99H160ZM233 100V99H232ZM236 100H233L234 102H237ZM77 101V100H76ZM105 101V100H104ZM111 101V100H110ZM139 102V100H136ZM148 101V100H147ZM151 101V100H150ZM156 101V100H155ZM154 101V102H155ZM69 102V101H68ZM82 102V101H80ZM116 102V101H115ZM137 102V103H138ZM144 102V100H143ZM146 102V101H145ZM144 102V103H145ZM149 102V101H148ZM195 102V101H194ZM233 102V103H234ZM100 103V105L98 104ZM104 103V102H103ZM108 104V102H106ZM142 103V101H141ZM140 103V104H141ZM147 103V102H146ZM153 103V102H152ZM158 103V102H157ZM161 103V102H160ZM163 103V102H162ZM199 103V101L197 102ZM232 103V101H231ZM62 104V103H61ZM64 104V102H63ZM67 104V103H66ZM77 104V102H76ZM111 103H109L108 106H111L110 105ZM120 104V103H119ZM126 104V102L124 103V105ZM130 104V103H129ZM133 104V103H132ZM131 104V105H132ZM139 104V106H140ZM149 104V103H148ZM154 104V103H153ZM156 104V103H155ZM65 105V104H64ZM70 105V104H69ZM80 105V103H79ZM78 105V106H79ZM115 105H118L117 103ZM135 105V103H134ZM142 105V104H141ZM147 105V104H146ZM145 105V106H146ZM160 106V104H158ZM167 105V104H165ZM163 105V106H165ZM129 106V105H127ZM138 106V105H136ZM138 106V107H139ZM156 106V105H155ZM153 106V107H155ZM158 106V107H159ZM60 107H63L60 106ZM66 107V106H64ZM63 107V108H64ZM72 107V105H71ZM77 106H75V109L77 110L78 108H76ZM120 107V106H119ZM150 107V105H149ZM161 107V106H160ZM159 107V109H161ZM55 108V107H54ZM80 108V107H79ZM71 109V108H70ZM68 109V110H70ZM109 109V108H108ZM122 109V107H121ZM128 109V108H127ZM138 109V108H137ZM140 109V108H139ZM151 109V108H150ZM157 109V108H156ZM164 109V108H163ZM170 109V107H169ZM168 109V110H169ZM181 109V108H180ZM180 109L178 111H180ZM41 110V109H40ZM55 110V109H54ZM72 110V109H71ZM110 110V109H109ZM113 110V109H112ZM124 110V109H123ZM146 110V109H145ZM27 110H24V112H26ZM57 111V110H56ZM78 111H80L78 109ZM115 111V110H114ZM140 111V110H139ZM143 111V110H142ZM158 111V110H157ZM155 111V112H157ZM171 111V110H170ZM169 111V112H170ZM29 112V111H28ZM27 112V113H28ZM47 112V111H46ZM82 113V111H80ZM79 112V115L81 114ZM91 111H89L90 113ZM109 112V111H108ZM128 112V110H127ZM145 112V111H144ZM150 112V111H149ZM152 112V111H151ZM154 112V111H153ZM153 112H152V115H153ZM165 112V111H164ZM3 113V112H2ZM114 113V112H113ZM111 113V115L113 114ZM131 113V112H130ZM148 113V112H147ZM186 113V112H185ZM189 113V112H188ZM35 114V113H34ZM49 114V113H48ZM57 115L55 116H58V113L56 112ZM63 114V113H62ZM77 114V113H75ZM118 114V112H117ZM120 114V112H119ZM122 114V113H121ZM126 114V112H125ZM128 114V113H127ZM135 114V113H134ZM143 114V112H142ZM158 115H160L159 113H157ZM163 114V113H161ZM165 114V113H164ZM163 114V115H164ZM171 114V113H170ZM179 114V113H178ZM25 115V114H24ZM31 115V113H30ZM46 115V113H45ZM72 115L73 112H72ZM82 115V114H81ZM88 115V114H87ZM94 115V113H93ZM103 115V114H102ZM124 115V114H123ZM120 116V117H123ZM130 115V114H129ZM149 115V114H148ZM156 115V114H155ZM167 115V114H166ZM181 115V114H180ZM183 115V114H182ZM181 115V116H182ZM185 115V114H184ZM70 116V115H69ZM90 116V115H89ZM107 116V115H106ZM105 116V118H106ZM109 116V115H108ZM115 118L116 116L118 115H114ZM125 116V115H124ZM162 116V115H160ZM171 116V115H170ZM190 116V115H189ZM35 117L34 115L31 116V119ZM59 117V116H58ZM63 117V116H62ZM61 117V118H62ZM74 116H70L67 118H72ZM84 117V116H83ZM104 117V116H103ZM111 117V116H110ZM113 117V115H112ZM134 117V116H133ZM136 117V116H135ZM134 117V118H135ZM138 117V116H137ZM253 117V116H252ZM264 117V116H263ZM262 117V118H263ZM22 117V114H20L18 116L17 119H10L9 121H6L5 119H3L2 121H0V142H4V143H8L7 146L3 149H1L2 147L0 146V262L2 264V262L5 263H8L7 261H11L13 260L12 262H15L14 264H28V259H25L24 258V255L26 252H23L25 251V246L24 244H27L28 241L30 242H33L34 243V239L33 237L35 238H38L37 240V243L38 241L41 243H43V240H42V237H49L47 238L48 240L50 241H53L56 239H59L60 237H63L62 239H66V237H77L79 235H81V233H78L80 230V228H78L79 224L82 228H84V224L88 223L90 224V219L91 217L97 213L96 211V208H99L101 207L102 210H100L98 212V216L99 217V223H101V221L103 223L101 227L102 229V232H105L106 235H108V239L109 241L113 238V237H124L123 240L124 241V244L127 245V250H129V252H132L134 254H137V255H140L142 256L145 251H147L149 249L150 252V255L151 257H149V260L142 258L140 260H138V263L139 261L142 262V264H192L193 262H196V261H201L200 264H242L240 263L239 261L241 260H238L239 258V255H238V258L237 260L235 261V251L234 249H238V248H235V247H239L240 245L239 244H242L243 246V243H240L238 244L236 242V234L238 233L237 230L240 228V226L242 227V225L239 226V221L241 220H237L239 219V213L241 212H237L239 209H240V205L241 203L238 202L237 199H233L230 201V205L229 203L227 205L231 206V207H234L236 209V211H234L236 214H234L233 218L230 217L232 216L230 213H229V210H228V214H230V218H232L231 220L228 219L227 222L229 221L228 223V226H229V230L231 231L234 230V229H237L235 230L236 234L233 233L232 237L234 238H230L231 234L229 233L230 231H225L223 230L224 228H222V230L218 231V234L214 235V233L212 232V226H213V223L209 220V216L208 215H205L206 213V207H208V200L206 198V200L208 201L207 204H205L204 202L206 201H202L203 199H201L202 197L199 196V198H196V196H194L195 193L198 192L199 190V187H196V188H185V189H180L177 191V189H175L173 186H175L173 184V180H172V177L171 179H168L167 176V179H163L164 176H163V173H162V182L163 184L159 183L160 185H158V183H154V178H156L157 175V172L161 169H158L159 168V165H161V161H165V159H161L162 157H160L159 154L153 152V153H150V156H149V159H147L148 161V166L146 168L147 171H145L144 169L142 170L141 169V166L139 165V159L135 162L134 159H132V157L130 156V152L133 148H135L136 146H142V147H146L148 148L149 146V143L152 145V146H156L157 147H162L163 143H159L156 141V139L154 140V145H153V141L151 140L152 137L151 136V133L153 132H149V128H148V132L146 133V135H141V132L142 130L140 131L139 128L137 127H133V128H130L128 124H126V122L128 121V117L124 118L127 119V121H123V120H118L120 125L118 127H120L119 129L120 130H128V127L130 128L129 129V132L131 133L130 135L128 134L127 136L126 133L125 135L123 136H118L119 134H116L117 131L113 132L112 133L110 132V136H109V133H107V146L108 148L104 147L106 150L108 149L109 151V154H110V157L107 159H102L103 157L102 156H99L98 158H96L94 156V153H91L93 154V156L98 160V165H95L97 167L94 166L95 169H87L88 167H86V169H84V165L86 166V164L84 163V158H83V155H82V158H74V157H71L69 158L68 156H66L67 154H55V152L52 151V148L51 146H54V142L53 140H63L65 138H63L65 135L68 136L70 135L69 134V131L68 130L67 132L65 131V135L63 133V130L62 128H65V125H63L62 128L59 127V125H54V124H51L49 126H46V128H41L40 129H43L42 131L39 129L35 130L33 129L32 126H30L28 123H23V124H19L18 122H20ZM78 120L79 117H77ZM81 118V117H80ZM94 117H92V120H89V121H93L94 122ZM96 118V117H95ZM99 118V117H98ZM104 118V119H105ZM114 118V119H115ZM143 119H145L143 116H142ZM148 118V117H147ZM150 118H152L150 116ZM155 118V117H154ZM191 118V117H190ZM254 118V117H253ZM252 118V120H253ZM29 119V118H28ZM30 119V120H31ZM63 119V118H62ZM61 119V120H62ZM83 119V118H82ZM87 119V118H86ZM108 119V118H107ZM110 119V118H109ZM141 119V118H139ZM156 119L157 116H156ZM163 119V117H162ZM166 119V118H165ZM164 119V120H165ZM183 119V118H182ZM193 119V118H192ZM257 119V118H255ZM258 119H260L258 117ZM68 120V119H66ZM74 120L75 119H70V122H67L69 124L68 128H65V129H69V127L73 128L74 127ZM97 120V119H96ZM95 120V121H96ZM99 120V119H98ZM137 120V118H136ZM135 120V121H136ZM159 120H160V117H159ZM168 120V119H167ZM191 120V119H190ZM204 119H202L203 121ZM230 120H233V119H230ZM263 123H258L259 120L256 121L257 124V127H256V130H255V133L257 135V142L259 140H263L264 139V119H262ZM22 121V120H21ZM27 120H25L26 122ZM84 121V119L82 120ZM110 121H113V120H110ZM150 121V120H149ZM153 121V120H152ZM201 121V119H200ZM254 121V120H253ZM28 122V121H27ZM37 122V121H36ZM63 122V120H62ZM66 122V121H65ZM81 122V121H80ZM85 122V121H84ZM87 122V121H86ZM97 122V121H96ZM95 122V123H96ZM130 122V121H129ZM160 122V121H159ZM157 123V120H156V123L157 125L160 124V123ZM195 122V121H193ZM233 122V121H231ZM261 122V121H260ZM22 123V122H20ZM77 123V122H76ZM75 123V125H76ZM108 125L106 126L107 128L111 127L109 125H112V124H109V121L107 122ZM128 123V122H127ZM147 123V121H146ZM155 123V124H156ZM229 123V122H228ZM34 124V123H33ZM32 124V125H33ZM38 124V122H37ZM66 124V123H65ZM80 124V123H79ZM87 124V123H86ZM126 124V125H125ZM136 124V123H135ZM150 124H152L150 122ZM150 124L148 126H150ZM78 125V124H77ZM76 125V126H77ZM83 125H85L84 123L81 124L80 127H82ZM137 125H140V122L139 124ZM154 125V124H153ZM34 126V125H33ZM36 126V125H35ZM43 126V125H42ZM90 126V125H89ZM94 126V125H92ZM128 126V127H127ZM132 126V124H131ZM145 126V125H143ZM147 126V125H146ZM145 126V127H146ZM147 126V127H148ZM194 126V125H193ZM196 126V125H195ZM198 126V125H197ZM67 127V125H66ZM79 127V126H78ZM79 127V128H80ZM85 127V126H84ZM116 127V126H115ZM144 127V129H145ZM146 127V128H147ZM151 127V126H150ZM37 128V127H36ZM71 128V129H72ZM77 128V127H76ZM83 128V127H82ZM91 128V127H90ZM94 128V127H93ZM113 129H115L113 126H112ZM156 128L158 127H154V129L152 130H155ZM75 129V128H73ZM72 129V130H73ZM85 129V128H84ZM101 129V128H100ZM99 129V130H100ZM111 129V128H110ZM117 129V128H116ZM143 129V128H142ZM170 129V128H168ZM182 129H185L182 127ZM196 129V128H195ZM95 130V129H94ZM99 130H96V131H99ZM103 130V129H102ZM112 130V129H111ZM146 130V129H145ZM145 130L143 132H145ZM174 130H176V128H174ZM75 131V130H74ZM73 131V132H74ZM85 131V130H84ZM83 129H79L77 130L78 133H76L75 135V138H79L81 136V145L83 144H88L89 143V140L88 139H85L84 138V132ZM106 131V129H104V132ZM184 131H187V130H184ZM183 131V132H184ZM60 132L63 133V137L62 135H60ZM71 132V131H70ZM83 132V133H82ZM89 132V131H88ZM95 132V131H94ZM91 131V133H94ZM101 132V131H99ZM109 132V131H108ZM157 132V131H156ZM188 132V131H187ZM185 132V133H187ZM68 133V134H66ZM87 133V132H86ZM102 133V132H101ZM123 133V132H122ZM140 133V134H139ZM161 133V132H160ZM169 133V132H168ZM173 133V132H172ZM181 133V132H180ZM192 133V132H191ZM145 134V133H144ZM162 134V133H161ZM160 134V135H161ZM176 134V133H174ZM88 135V134H87ZM85 135V136H87ZM96 135V134H94ZM100 135V133H99ZM181 135V134H180ZM183 135V134H182ZM83 136V137H82ZM90 136V135H89ZM118 137L117 138H115ZM125 136V137H124ZM154 137L156 136V133L155 135H153ZM172 136V135H170ZM61 137V139H60ZM71 138V136H68ZM88 137V136H87ZM67 138V137H66ZM69 138V139H70ZM76 138V139H77ZM89 138V137H88ZM92 138V137H91ZM89 138V139H91ZM96 138V137H95ZM173 138V136H172ZM73 139V137H72ZM78 139V140H79ZM97 139V138H96ZM102 139V138H101ZM154 139V138H153ZM161 139V138H160ZM166 139V138H165ZM165 139H164V142H165ZM170 139V138H169ZM92 140V139H91ZM105 140V139H104ZM102 140V141H104ZM158 140V138H157ZM162 140V139H161ZM172 142H173V139H171ZM170 140V141H171ZM70 141H72L70 139ZM93 141V140H92ZM102 141H100V143H102ZM163 141V140H162ZM167 141V139H166ZM54 142V143H53ZM58 142V141H57ZM75 142V141H74ZM73 142V143H74ZM79 142V141H78ZM75 143V144H78ZM91 142V141H90ZM96 142V140L94 141ZM99 142V141H97ZM260 142V141H259ZM62 143V142H61ZM64 143V142H63ZM68 143V142H67ZM66 143V144H67ZM92 143V142H91ZM166 143V142H165ZM182 143V142H181ZM190 143V142H189ZM188 143V147H190V144ZM262 143V142H261ZM105 144V145H106ZM119 144V145H118ZM169 144V143H168ZM56 145V144H55ZM61 145V144H60ZM73 145V144H72ZM90 145V144H89ZM88 145V146H89ZM103 145V144H102ZM167 145V144H166ZM193 145V143H192ZM74 146V145H73ZM72 146V147H73ZM78 147L80 145H77ZM87 145H84L83 147H85ZM100 146V144H99ZM98 146V147H99ZM170 146V145H168ZM195 146V145H193ZM60 147V146H59ZM68 147V146H67ZM97 147V149H98ZM181 147V146H180ZM186 146H184V148H188ZM196 147V146H195ZM61 148V147H60ZM103 148V149H104ZM154 148V147H153ZM159 148V150H161ZM165 147H163L164 149ZM168 148H171L168 147ZM174 148V147H173ZM183 148V147H182ZM78 149V148H77ZM76 149V150H77ZM99 149H102V148H99ZM98 149V150H99ZM102 149V150H103ZM137 149V147H136ZM179 149V148H178ZM91 151H93V149H88ZM87 150V151H88ZM97 150V151H98ZM101 150V151H102ZM135 150V149H134ZM158 150V149H156ZM169 150V149H168ZM174 150V149H173ZM82 151V149H81ZM84 151V149H83ZM137 151V150H136ZM172 152V150H169V152ZM189 151V150H188ZM187 151V152H188ZM68 152V151H67ZM75 152V151H74ZM73 152V153H74ZM80 152L79 150L77 151V153ZM86 152V151H85ZM140 152V150H139ZM168 153V151H166ZM58 153V151H57ZM66 153V151H65ZM81 153H84V152H81ZM104 153H108L107 151L103 152ZM186 153V152H185ZM189 153V152H188ZM193 153V152H192ZM69 154V153H68ZM87 154V153H86ZM90 154V153H89ZM99 154V153H98ZM108 154V155H109ZM133 154V153H132ZM136 154H139V153H136ZM171 155H173L172 153H169ZM187 154V153H186ZM76 155V154H75ZM85 155V153H84ZM194 155V154H193ZM86 156H89V155H86ZM106 156V155H104ZM140 156V155H139ZM168 156V155H167ZM208 156V155H207ZM210 156V155H209ZM85 157V156H84ZM102 157V158H100ZM148 157V155H147ZM172 157V156H171ZM175 157V155H174ZM179 157V156H178ZM201 157V156H199ZM135 158V157H134ZM145 158V157H144ZM143 158V159H144ZM169 158V157H168ZM191 158V157H190ZM196 158V157H195ZM202 158V157H201ZM85 159H88V158H85ZM96 159H94L96 161ZM172 159H175L172 157ZM171 159V160H172ZM178 159V158H177ZM183 159V158H182ZM208 159V158H207ZM211 159V158H210ZM208 160L209 163H207L208 165H212L211 163V160ZM91 160V159H90ZM136 160V159H135ZM141 160V159H140ZM146 160V159H145ZM191 160V159H190ZM189 160V161H190ZM193 160V159H192ZM89 161V160H88ZM87 161V162H88ZM94 161V162H95ZM168 161V160H166ZM174 161V160H173ZM178 161V160H177ZM181 161V160H180ZM204 161V159H203ZM93 162V163H94ZM141 162V161H140ZM170 162V161H168ZM183 162V161H182ZM194 162V161H193ZM199 162V161H197ZM89 163V162H88ZM87 163V164H88ZM92 162H90V165H91ZM92 163V164H93ZM96 163V162H95ZM146 163V162H145ZM188 163V162H187ZM192 163V162H191ZM201 163V162H200ZM262 163L264 164V160L262 161ZM142 164V162H141ZM182 164V163H180ZM144 165V163L142 164ZM209 165V166H210ZM93 166V165H92ZM176 166V165H175ZM186 166H188L186 164ZM202 166V165H201ZM177 167H181V166H177ZM185 167V166H184ZM184 167H181L184 168ZM195 167V166H194ZM207 167V165H206ZM211 167V166H210ZM143 168V167H142ZM187 168V167H185ZM190 168V167H189ZM188 168V170L191 172V170ZM193 169V168H192ZM202 169V167H201ZM205 169V168H204ZM184 170V169H183ZM187 170V171H188ZM206 170V169H205ZM209 170V169H208ZM181 171V170H180ZM186 171V170H185ZM186 171V172H187ZM195 171V169H194ZM198 171V169H197ZM160 172V171H159ZM167 172V171H166ZM175 172V171H174ZM173 172V173H174ZM177 172V171H176ZM183 174L184 172L181 171ZM201 172V171H200ZM230 172L236 176L237 178L240 179V177L244 176L248 181L250 180L251 176L253 175V181L251 182L252 185L256 184V182H259V183H263L264 182V178L262 177H259V172H257L255 170V165H250V166H241V167H231L230 168ZM169 173V172H168ZM198 173V172H197ZM167 174V173H166ZM170 174V173H169ZM187 174V173H186ZM190 174V173H189ZM187 174V175H189ZM192 174V173H191ZM176 177H178L176 174H174ZM194 175V174H193ZM173 176V175H172ZM192 176V175H191ZM159 177V176H158ZM182 177V176H181ZM186 177V176H185ZM248 177H250L248 179ZM179 178V177H178ZM177 178V179H178ZM190 178V177H189ZM189 178H186V179H189ZM195 176H193L191 179H194ZM197 178V176H196ZM176 179V178H175ZM185 179V181H186ZM189 179V180H191ZM243 179V178H242ZM188 180V182H189ZM196 180V179H195ZM200 181L202 179H199ZM245 180V179H244ZM178 181V180H177ZM198 181V180H196ZM156 182V181H155ZM176 182V180L174 181ZM182 183V180L179 181ZM202 182V181H201ZM204 182V181H203ZM240 182V181H239ZM246 182V181H244ZM180 183V184H181ZM187 183V181H186ZM192 183V182H191ZM205 183V182H204ZM74 184V185H73ZM198 184V182H197ZM203 184V183H202ZM185 185V184H184ZM201 185V184H199ZM208 185V184H206ZM189 186V185H187ZM192 186V185H190ZM194 186V185H193ZM195 186L196 185V182H195ZM203 186V185H202ZM205 186V185H204ZM209 186V185H208ZM246 186L247 183H246ZM259 186V185H258ZM257 186V187H258ZM184 188V187H183ZM209 188V187H208ZM261 188V187H259ZM264 188V187H263ZM211 189V188H210ZM255 189L256 186H255ZM205 190V188L203 189ZM254 190V189H253ZM258 190V189H257ZM256 190V191H257ZM261 190V189H260ZM201 191V190H199ZM209 191V189H208ZM207 191V193H208ZM262 191V190H261ZM60 192L64 193L65 195V198H62L59 194ZM206 193V190L204 191ZM211 192V191H210ZM260 192V191H259ZM61 193V194H62ZM200 193V192H199ZM262 194V193H261ZM201 195V194H200ZM204 195V194H203ZM201 195V196H203ZM210 195V194H209ZM111 196L112 199L111 200H115L116 201V204L114 206H111V205H107L105 204L104 205V201L106 199H108V197ZM254 196L257 198V204L259 206H262L264 204V194L260 197L259 195H257L256 193L254 194ZM90 197H92V201L91 202H88L90 200ZM103 197H105L106 199L104 200ZM136 197L138 198L137 201H138V205H140V207L144 208L145 211H146V205L150 206V207H157L160 209V211L162 212L159 220H153L151 221L152 222V225H150L152 228L151 231H153V234H151L152 232H150V227L147 228V231L145 230V227L147 225H145L144 227V230L143 231L144 233L141 235H138V231L135 230L134 228V223H133V220H134V214L133 213V209L134 211L135 208H136V202L134 201L136 199ZM206 197V195H205ZM204 197V198H205ZM215 197V196H214ZM236 197V196H235ZM81 198L82 202H83V207H79L77 204V200ZM212 198V197H211ZM89 199V200H88ZM210 199V198H209ZM218 199V198H217ZM110 200V198L108 199ZM110 200V202H111ZM145 200H147L148 204L145 203ZM213 200V199H212ZM216 200V198H215ZM214 200V201H215ZM78 202H80L78 200ZM109 202V201H108ZM107 202V203H108ZM211 202V201H210ZM209 202V204H211ZM84 203L86 205V211H84ZM106 203V201H105ZM111 203L114 204V201H112ZM109 203V204H111ZM215 203V202H214ZM213 203V204H214ZM112 204V205H113ZM107 205V206H106ZM137 205V206H138ZM253 206V205H252ZM139 207V209H140ZM153 208V210H154ZM244 208V207H243ZM254 208V206H253ZM242 209V207H241ZM240 209V210H241ZM149 210L152 211V209L150 208ZM231 210V209H230ZM234 210V209H232ZM144 211V210H143ZM144 211V212H145ZM148 211V210H147ZM262 212V210H260ZM264 211V210H263ZM139 212V211H137ZM247 213H248V210H247ZM255 213V217H252ZM252 213L250 216L252 217V220L255 224V227H256V230L255 232H252L249 228L248 230H250L249 232H252L251 233V236L254 237V240L257 242H259L261 244V242L259 241V230L261 223L263 224L264 223V220L263 222H260L259 219V215H261V213L259 212V215L256 214V210L255 212ZM250 213H248L247 215L249 216ZM141 215V214H140ZM258 215V216H257ZM141 216H144V215H141ZM146 216V215H145ZM227 216V215H226ZM249 216V217H250ZM147 217V216H146ZM228 217V216H227ZM157 219V218H156ZM226 219V217H225ZM264 219V216L263 218H261V220ZM251 220V221H252ZM95 221V220H94ZM108 221V222H107ZM244 221V219H243ZM242 221V222H243ZM246 221V219H245ZM148 222V221H147ZM146 222V223H147ZM94 223V222H93ZM98 223V224H99ZM246 223V222H245ZM88 224H86L85 226H87ZM95 224V223H94ZM248 223H246L247 225ZM149 225V224H148ZM64 226H68V228L70 227V230H64L63 227ZM92 226V225H90ZM226 226V225H225ZM89 227V226H88ZM100 227V226H99ZM148 227V226H147ZM247 227V226H246ZM78 228V229H77ZM93 228V226H92ZM90 228V230L92 229ZM96 228V227H95ZM251 228V227H250ZM87 229V227L85 228ZM84 229V230H85ZM78 230V231H77ZM95 230V229H94ZM245 230V229H244ZM9 231H12L15 232L11 233V236H7V233ZM97 231L99 232L100 230L97 228ZM96 231V232H97ZM239 231V230H238ZM261 231V229H260ZM84 232V231H82ZM88 232V230H87ZM86 232V233H87ZM149 232V233H148ZM89 233V232H88ZM104 233V234H105ZM9 234V233H8ZM84 233H82V236ZM95 234V233H94ZM101 234V233H100ZM235 234V235H234ZM250 234V233H248ZM263 234V233H262ZM130 235H134V237L130 238L129 236ZM230 235V236H229ZM261 235V234H260ZM6 237V238H5ZM9 237V238H7ZM41 237V238H40ZM85 237V236H84ZM106 238V237H105ZM120 238V239H121ZM199 239V243L201 244V247L199 244L196 243L197 240L195 239ZM16 239H19V243H18V249L13 246V244H15L14 242H16L15 240ZM23 240V242H21V240ZM45 239V238H44ZM46 239V240H47ZM115 239V238H114ZM262 239V238H261ZM122 240V239H121ZM246 241V239H244ZM108 241V242H109ZM116 241V240H115ZM183 241V242H182ZM218 241H223V245H225V249L226 251L222 254H219V251H218V248H216L217 246V242ZM248 241V240H247ZM263 241V240H261ZM18 242V241H17ZM49 242V241H47ZM52 242V244H53ZM56 242V241H55ZM54 242V243H55ZM118 242V241H117ZM32 243V244H33ZM36 243V242H35ZM51 243V242H50ZM49 243V245H50ZM70 245H71V249L69 250V252H72V249H77L78 250V245H80L78 243V241H76L75 239H71L70 240ZM107 243V241H106ZM121 243V242H119ZM17 244V243H16ZM108 244V243H107ZM113 244V243H112ZM220 244V243H219ZM218 244V245H219ZM250 244V243H249ZM34 245V244H33ZM37 245V244H36ZM42 247H43V244H41ZM40 245V246H41ZM47 247H49L48 244H46ZM69 245V247H70ZM121 245V244H120ZM259 245V244H257ZM263 245V248H264V243L261 244V246L259 248H261ZM45 246V244H44ZM82 246V245H80ZM109 246V245H108ZM249 246V245H248ZM34 247V246H32ZM68 247V248H69ZM111 247V246H110ZM121 247V246H120ZM125 247V246H124ZM218 247V246H217ZM241 247V246H240ZM16 248V250H14ZM41 248V247H38V249ZM44 248V247H43ZM166 248H172L173 250H171V252H174V260H169L170 257H167L168 259H163L161 258V256L163 254H160L157 255V256H160L158 259L155 258V254H157L158 252L160 253V251H162L163 249L167 250ZM222 248V247H221ZM28 249V248H27ZM34 249V248H33ZM37 249V248H36ZM83 249V248H82ZM120 249V248H119ZM144 249H146L144 251ZM245 249L247 250V247H242L241 252H244ZM253 249V248H252ZM46 250V249H45ZM81 250V248H80ZM204 250L206 251L207 250V253L204 252ZM40 251V250H39ZM42 251V250H41ZM54 251V250H53ZM79 251V250H78ZM169 251V250H168ZM248 251V250H247ZM33 252V250H32ZM36 252V251H35ZM80 252V251H79ZM83 252V251H82ZM167 252V251H166ZM169 251V256L171 255V253ZM237 252V251H236ZM264 252V249H257L254 253L255 254H261L262 256V253ZM27 253H30V252H27ZM26 253V254H27ZM39 253V252H37ZM51 253V252H50ZM56 252L55 251V254L54 256L56 255ZM65 253H68V251ZM64 253V254H65ZM73 253V252H72ZM72 253H68V257L69 256H72ZM149 253V252H147ZM221 253V252H220ZM238 253V252H237ZM236 253V254H237ZM247 253V252H246ZM59 254V253H58ZM63 254V253H62ZM61 254V256H62ZM63 254V256H65ZM74 254V253H73ZM76 254H77V251H76ZM146 254V253H145ZM248 254V253H247ZM246 254V255H247ZM53 255V253H52ZM75 255V254H74ZM81 255V253H80ZM84 255V254H83ZM113 255V254H111ZM167 255V254H166ZM173 255V254H172ZM252 255V254H251ZM264 255V253H263ZM62 256V257H63ZM110 256V255H109ZM115 256V255H114ZM146 256V255H144ZM27 257V256H25ZM46 257V256H45ZM44 256L42 258H44V260L47 258L48 260V257L45 258ZM66 257V256H65ZM98 257V256H97ZM108 257V256H106ZM163 257V256H162ZM237 257V255H236ZM250 257V256H248ZM29 258V257H28ZM59 258V257H58ZM99 258V257H98ZM105 258V257H103ZM111 258V257H109ZM113 258V257H112ZM109 259L110 261L112 260ZM116 258V257H115ZM151 258V259H150ZM161 258V260H159ZM262 258V257H261ZM57 259V258H56ZM102 259V258H101ZM122 259V258H121ZM242 259V258H241ZM258 258H251V261L248 260L249 262H246L244 261V264H252L253 262L256 264V262H258L257 260ZM30 260V259H29ZM43 260V262H44ZM47 260L45 261L47 263ZM51 261V258L49 259ZM48 260V261H49ZM58 260H61L58 259ZM66 260V259H64ZM94 260H96V258H94ZM104 260V259H103ZM102 260V261H103ZM107 260V259H105ZM123 260V259H122ZM28 261V262H27ZM55 261V260H54ZM99 261V260H98ZM101 261V260H100ZM114 261V260H113ZM261 261V259L259 260ZM53 262V261H52ZM63 262V261H62ZM67 262V261H66ZM64 262V263H66ZM97 262V261H96ZM82 263V262H81ZM137 263V264H138ZM31 264V263H30ZM48 264H50V262H48ZM55 264V263H54ZM70 264V263H69ZM85 264V263H84ZM141 264V263H140ZM194 264V263H193Z\"/></svg>",
  "mask_w": 264,
  "mask_h": 264
}]
</instances>
